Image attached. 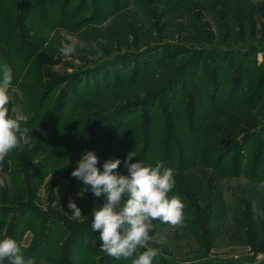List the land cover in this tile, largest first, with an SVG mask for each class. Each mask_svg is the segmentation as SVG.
<instances>
[{"label":"rangeland","instance_id":"obj_1","mask_svg":"<svg viewBox=\"0 0 264 264\" xmlns=\"http://www.w3.org/2000/svg\"><path fill=\"white\" fill-rule=\"evenodd\" d=\"M7 1L0 0V21L3 20V13L23 20L18 18L13 22L15 40L7 36L5 26L0 24V34L4 33L0 37V44H3L0 45V80L7 65L12 72L9 95L13 99L8 106L9 115L18 118L21 127L28 129L30 141L24 145L23 151L14 149L0 164V178H5V186L0 188V240H16L25 261L31 259L34 264H102L107 254L96 246L101 242L93 237L91 222L93 213L106 203V194L95 197L91 186H85L81 180L72 177L71 172L87 151L97 156L98 169L106 160L117 158L121 160L118 173L127 175V169L123 164L125 158L121 159L118 152L106 148L109 125L95 127L88 133L85 129H88L89 123L79 127L78 121L85 110L76 103V91L77 94L82 92L83 87L102 90L111 81L109 90L113 93L99 102L95 101L105 113L109 106L114 109L119 103L132 100L135 91L136 94L152 91L153 87L149 89L151 85H148L151 80L134 85V81L138 80L131 76L136 69L140 72L152 69L157 58L166 52H181L180 47L186 44L184 41H189V44L197 42H193L192 32L187 33L183 29V35L180 32L179 35L175 19H170L171 24L166 25L167 38L153 41V44L169 43L162 53L154 52L149 58H116L112 47L117 43L111 40L115 32L112 31L107 38V28L112 22V11L109 9L112 0H106L105 7L109 11L92 20L89 18L102 5L98 0H71L67 7H64V0H46L45 7L40 6L37 0H26L24 5L19 2L8 4ZM205 1L208 8L202 12V20L212 33V42L204 44V47L209 51L211 45L220 46L227 52L230 50V53L220 50L198 53V68H189L199 85L195 124L203 111L218 106L220 102L235 101L243 107H251L250 114L256 115L257 125L246 126L231 144L224 140L219 150L213 152L209 149L211 154L207 150L199 152L196 149H191L189 153L188 148L186 156L172 158L173 168L179 165L182 169L187 167L189 171L200 174L203 170L205 176L213 178L216 187L208 189L205 186L203 200L196 197V201L184 189H172L169 198L178 196L184 204V226L174 228L160 220L153 221L156 223L149 234L152 240L148 246L158 249L160 255L153 259L152 264H264V116L258 114L260 110L261 114L264 113V0ZM23 3L24 0H21ZM200 3L204 4L203 0H198ZM142 19L145 21V18ZM73 42L76 51L66 58L60 53V48ZM80 42L84 43V47H80ZM204 42L205 39H202ZM245 43L256 44L257 51L236 50ZM186 55L179 58L183 59ZM105 61L108 63L102 69H96ZM86 68L92 71L84 74V81H77L80 89L75 88L71 75ZM147 74L154 78V74ZM218 74L224 80L215 91L213 76ZM67 75L70 77L66 81L52 85L39 101L37 79L43 78L44 82L52 83ZM176 76L180 81L171 91H163L148 105L124 112L117 119L120 126L128 123L126 119L130 117H133L130 121L133 127L137 123H147L149 136L154 142L151 141L147 149V165L155 166L160 161L164 163V154L157 141L165 140L173 146L181 139L186 143L184 149H187L190 144L187 128L194 130L196 127L190 125L191 91L188 90V81L180 73ZM235 76H239L235 80L237 85H233ZM114 81H123L121 84L127 86L116 88ZM145 86L148 87L145 89ZM85 89L88 88H84L83 92ZM213 93L216 98L211 99ZM169 110L172 114L170 124H176L178 130L170 132L164 128L166 131L160 139H156L155 121L166 123L165 116ZM117 122L112 121V125ZM56 124H59L57 129L60 127L57 134L54 133ZM38 133L42 136H37ZM209 159L221 168H215L213 164V167H198ZM137 161H140L139 158ZM214 195L219 196L218 202L213 200ZM69 201L74 202L81 209L84 219L89 221L83 243L71 240L73 226L78 228L79 222L71 218L72 212L67 206ZM198 206L199 210H196ZM145 250L139 249L133 259ZM119 260L124 259L114 262L107 255L105 264H118ZM3 264H9V261L5 260Z\"/></svg>","mask_w":264,"mask_h":264},{"label":"trees","instance_id":"obj_2","mask_svg":"<svg viewBox=\"0 0 264 264\" xmlns=\"http://www.w3.org/2000/svg\"><path fill=\"white\" fill-rule=\"evenodd\" d=\"M46 0H37L38 4L40 6L45 7L47 3ZM71 0H64V7H67L69 5V2ZM102 5L98 8L96 11L93 12L89 20L94 19V17L101 16L103 13H107L109 9L112 11L110 14L112 16L110 17L112 22L110 24V27L107 28L109 31V35L107 38H110L112 31L115 33L112 37V42L117 43L112 49L117 54L115 57L118 56L124 57L129 56L133 58H142L144 56H147L148 58L151 56L150 54L154 52H160L162 53V50H166L168 48L167 45L169 43H166L164 45L159 44L158 42L153 44L154 40H163L167 38L168 32L166 31L167 26L171 24L170 19H175V25H176V32H179L182 34V30L184 29L187 33H193L192 39H194L193 42H197L196 44L191 43L189 44V41H184V47H180L182 50L181 52L177 53H165L161 57L157 58V63L155 64V68L152 67V69H148L144 72H140L137 69L135 70V73L132 74V78H136L138 81H134L135 86H139L141 83L145 82L146 80H151V82L148 85L149 89L153 87L149 92L143 91L138 92L137 94L134 92L132 95V100L126 101L122 104H118L114 109H112L110 106L106 109V112L103 113L101 111V107L98 105L99 100L105 98L107 95L111 93L109 90L110 86L112 85V82H107L106 85H104V89H94L91 90V87H83L81 90L82 92L77 94L76 91V103L84 108L85 113L82 116V118L78 121L79 127L82 125L88 124V129L86 133H88L90 130L100 127H104L105 125H109V132L110 135L108 137L107 143H105L106 148L112 152H118V157L126 158L128 153L132 152L134 153V157L132 161L135 162L136 160H140L144 165L148 166L146 163L149 161L147 159L146 153L147 149L150 147L151 141L153 142V139H151V136H149L148 131V125L146 122H141L139 125L135 127L131 126V119L133 117H130L126 119V123L124 126H120L117 122V119L120 118V115L124 112H131L132 109H137L138 106L141 105H148L150 101H154L157 98L161 96V93L163 91H171L180 81L178 79L179 77L176 76V74L180 73L182 78L184 80L188 81V90L191 91L190 97H189V104H190V125L191 127L195 126V117H196V111H195V103L196 98L198 97L197 92V81L196 76L193 74L189 68L194 67L198 68L199 62L197 61L196 54L203 53L207 48H205L204 44L211 43L212 39V33L210 29L206 28L207 23L204 22L202 19V12L208 8L207 2L203 0V3L198 4V0H112L113 3L111 6H109V9H106V0H98ZM229 3L228 0H222V2ZM14 2L16 5L18 2L20 5L26 4V0H24V3L21 4V0H8L7 3ZM109 5V3L107 2ZM200 6V7H197ZM161 8V9H160ZM201 8V9H199ZM13 11V9H12ZM3 20L0 21L1 26H5V31L8 32L9 38L11 40H15L16 35L13 33L16 31V27L14 26L15 20H17L19 17L15 18L12 14H4L2 16ZM142 18H145V21H143ZM184 20V22L182 21ZM19 20H23L20 19ZM25 20V19H24ZM169 20V21H168ZM185 20H187V23L185 24ZM85 22L87 20L85 19ZM148 24V28H145ZM167 25V26H166ZM11 27V28H10ZM178 28V30H177ZM202 33H204V37H202ZM206 33V34H205ZM29 34V33H28ZM27 34V35H28ZM4 33L1 32L0 37H2ZM177 36V34L175 33ZM180 35V34H179ZM183 35V34H182ZM255 36V35H252ZM181 38V36L179 37ZM202 39H205V42L202 43ZM110 40V39H109ZM183 41V39H182ZM156 42V41H154ZM16 43V41H15ZM109 44V43H107ZM203 44V45H202ZM3 45V44H0ZM105 46L104 44L102 45ZM110 46V45H109ZM202 46V47H200ZM111 47V46H110ZM179 48V47H178ZM175 48V49H178ZM209 51L212 50H220L221 52L230 53V50H226V48H222L220 46H214L211 45L209 47ZM258 48L256 44L254 43H245L243 45H240L236 50H254L257 51ZM170 50V49H169ZM208 51V52H209ZM170 52V51H169ZM187 53L186 57L183 59H180V55H183ZM158 55V54H157ZM114 57V58H115ZM196 58V59H195ZM108 62L105 61V63H101L102 65H98L96 69H102L105 64ZM140 67L142 63L139 64ZM151 66V65H150ZM154 68V69H153ZM92 70H89L88 68L78 71L75 74L71 75V82L74 81L75 88L77 87V81L81 82L84 81V74L90 73ZM150 75L154 74V78L151 79ZM70 76L61 77L55 79V81H49L44 82L43 78L37 79V86L40 87V93H39V101L42 100L45 96V94L50 90L52 85H57L60 82L66 81ZM177 77V78H176ZM213 78L216 80L214 85V90L217 91L220 86L223 85V78L218 74L214 75ZM239 76H235L233 85H237V82L235 81ZM49 80V79H48ZM57 80V81H56ZM133 80V79H132ZM264 80V79H263ZM262 82V80L260 81ZM258 83V85L260 84ZM45 83V84H44ZM123 81H118L113 83V86L116 88L119 86H127L126 84H121ZM42 84H44L43 90ZM257 85V86H258ZM163 86H165L163 88ZM148 86H145V89ZM259 87V86H258ZM84 88L86 91H84ZM80 89V88H78ZM42 90V93H41ZM162 90V91H161ZM168 91V92H169ZM113 93V92H112ZM111 93V94H112ZM215 94L211 95V99H214ZM95 103V101H97ZM222 102L219 103L218 106L213 107L209 110L203 111L201 116L198 117L199 121L196 123L200 127V130H198V127L193 129L187 128V140L188 143H190L187 147V149H184L185 142H181V139L174 143L173 146H170V143L168 141L165 142V140H159L156 143L161 149L162 154H164V164L167 168H171L173 171H176L174 175L175 179V186L176 188H182L184 191L189 192L191 198L193 201H196V197L202 199L203 196H205V192L203 191V188L206 186V188L211 189V187H216V185L213 184V178L209 176H205V173L203 170L201 172L203 174L189 171L186 168L180 167L177 165V168H173V161L172 158L176 155H179L180 158L186 156L188 153L187 150L189 148V153L191 149H196L199 152H204L207 150L209 153V149L213 150V152L219 150V148L222 147V142L224 140L227 141L228 144H231L234 142V139L237 134H240L244 131L245 127H253L256 126V115L250 114V106H241L239 102L230 101L228 103L223 104ZM64 106H66V103H64ZM255 107H257V104H255ZM138 110V109H137ZM151 111V110H150ZM88 113V115H87ZM168 115L165 116V122L155 121V126L157 127V138L160 139V137L163 135V133L166 131L164 128L169 129L170 132L177 131L178 126L176 124H170L171 120V110H169ZM259 116L263 117L264 113L261 114V110L259 111ZM87 116V117H86ZM84 118H88L87 121L84 120ZM95 119V120H94ZM129 120V121H127ZM85 121V122H84ZM112 121L117 122L112 125ZM95 122V123H93ZM58 123V122H56ZM128 124V125H127ZM59 124H56L55 128L56 131L54 132L57 134V130H59L60 127L57 126ZM143 126V127H141ZM102 127V128H103ZM141 127V128H139ZM85 132V131H84ZM54 134V135H55ZM101 134V132L98 134V136ZM37 136L41 137L40 133L36 134ZM187 142V141H186ZM205 145V147L203 146ZM194 147V148H193ZM106 149V150H107ZM188 153V154H189ZM211 154V153H210ZM201 163H198V165ZM212 161L209 159L204 164L199 165L200 168H206V167H215V168H221L215 163L212 166ZM97 168L100 165H96ZM193 166V165H191ZM101 172L103 171V166L99 169ZM191 190L194 191L191 193ZM210 192V190H209ZM95 199V198H94ZM219 196H213V200L218 202ZM203 200V199H202ZM213 202V201H212ZM208 207H212V205H207ZM98 208V205H97ZM100 208V207H99ZM98 208V209H99ZM196 210H199V206L196 207ZM90 216V215H89ZM88 218V217H87ZM88 220H85L83 222L78 223V228L73 226V236L71 238L75 239L76 241H80L83 243L84 236H85V229L88 227ZM156 222H153L155 224ZM77 225V223L75 224ZM92 229V228H91ZM78 230L77 232H75ZM92 235L94 238L99 239V233L94 232L92 230ZM101 244V243H99ZM90 245V244H89ZM96 246L100 247V245L96 244ZM75 245L72 246L74 248ZM71 248V249H72ZM137 254V253H136ZM136 254L133 255L136 256ZM106 256L102 259V264H105ZM133 257L127 258V260L123 257L124 260H119L118 264H131ZM109 260L116 261V258L109 256ZM121 262V263H120Z\"/></svg>","mask_w":264,"mask_h":264},{"label":"clouds","instance_id":"obj_3","mask_svg":"<svg viewBox=\"0 0 264 264\" xmlns=\"http://www.w3.org/2000/svg\"><path fill=\"white\" fill-rule=\"evenodd\" d=\"M80 47L84 43L80 42ZM76 51L75 42L60 48V53L70 58ZM12 83L11 69L5 65L0 80V164L14 149L23 151L29 143L27 128H22L18 118L9 115V95ZM134 153L130 152L123 161L127 175L119 174L120 159L106 160L103 171L97 168L98 158L92 151L82 154L71 176L91 186L93 195L99 198L106 194V203L93 213L91 228L99 233L100 247L107 255L120 259L133 257L139 253L132 264H152L160 251L148 246L154 228L153 221L160 220L172 227L184 226V204L178 196L169 198L175 186L173 170L164 166L162 161L155 166L144 165L140 161L130 162ZM5 186V178H0V188ZM71 218L84 221L81 209L69 201ZM163 240V237L161 238ZM8 260L9 264H34L33 260L25 261L16 240H0V264Z\"/></svg>","mask_w":264,"mask_h":264}]
</instances>
